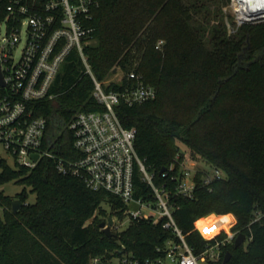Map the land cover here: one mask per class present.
<instances>
[{"label":"trees","instance_id":"16d2710c","mask_svg":"<svg viewBox=\"0 0 264 264\" xmlns=\"http://www.w3.org/2000/svg\"><path fill=\"white\" fill-rule=\"evenodd\" d=\"M98 1L88 22L93 37L85 46L93 73L104 81L122 72L107 89L122 91L142 81L157 90L153 99L115 107L122 124L136 128V151L155 181L174 188L178 180L170 177L178 173L176 156L184 151L223 171L212 189L198 173L192 199L172 196L173 216L186 240L200 253L215 242L204 237L236 221L233 230L244 233L245 241L237 247L235 240L227 243L221 258L207 264H264V20L244 22L230 33L223 14L230 0H221L215 12L204 0ZM248 44L250 61L242 65L239 55ZM131 72L139 78H130ZM92 89L73 50L56 78L55 98L37 110L49 119L58 154L78 155L67 123L79 111L102 109ZM0 166V184L23 185L15 196L0 191V264H91L94 257L111 264L122 253L144 261L163 256L167 240L177 239L164 219H130L124 230L108 235L101 222L123 218L126 203L61 173L51 157L32 168L4 159ZM135 189L136 197L153 199L139 173ZM29 193L35 201H28ZM15 199L22 201L17 211ZM224 236L223 231L218 238ZM227 251L231 257L224 263Z\"/></svg>","mask_w":264,"mask_h":264},{"label":"built area","instance_id":"2783aa9c","mask_svg":"<svg viewBox=\"0 0 264 264\" xmlns=\"http://www.w3.org/2000/svg\"><path fill=\"white\" fill-rule=\"evenodd\" d=\"M98 6V0H0V142L16 165L32 168L42 157H51L61 173L79 177L93 190L118 196L127 207L136 203V208L125 210L130 219L143 218L155 223L164 219L163 226L172 229L177 237L167 240L161 257L141 261L130 253H122L111 264H207L218 260L223 246L239 234L233 230L236 221L211 238L202 235L215 242L196 253L174 219L176 205L171 198L192 199L198 173L201 183L212 189L213 182L224 178L223 171L214 166H197V161L184 151L176 156L178 173L170 177L171 182L178 180L174 188L170 189L166 182L155 181L154 174L136 151V128L125 127L115 107L120 101L133 105L153 99L157 90L140 81L115 91L107 89L110 81H101L95 76L85 46L93 37L94 28L88 22ZM237 15L239 23H244L238 11ZM73 50L79 53L86 73L92 78V96L103 107L79 111L67 123L78 155L65 157L53 151L55 139L49 133V119L38 115L37 110L45 99L55 98L56 78ZM129 76L139 78L135 72ZM174 167L173 164L170 171ZM136 173L151 189L153 199L136 197ZM144 207L153 213H143ZM196 229L201 233L197 225ZM223 231L225 236L218 238ZM101 263V257L91 260V264Z\"/></svg>","mask_w":264,"mask_h":264},{"label":"rangeland","instance_id":"374dc122","mask_svg":"<svg viewBox=\"0 0 264 264\" xmlns=\"http://www.w3.org/2000/svg\"><path fill=\"white\" fill-rule=\"evenodd\" d=\"M204 1L212 9L213 12H215L217 5L221 3V0H204ZM237 11H238L241 19H244L243 15L238 10L237 5H235V0H230L228 3L223 5L224 18L226 20V23L228 25L230 33H233L235 31V28H234L235 26L242 24V23H239ZM261 20H264V17L252 19L251 21H247V22H258ZM241 54H244L245 56H243L241 58L240 63L242 65H245L246 63H248L250 61L249 56H248L249 46L247 48V51L242 52ZM121 78H122V72H119V73L113 75L109 80H105V81L108 82L110 80H113V81L118 82V81H120ZM0 159H4L11 166L16 165L14 162V158L4 148V145L1 142H0ZM197 166L209 168V166L207 164L202 163L200 161H197ZM0 171H1V166H0ZM22 188H23V185L19 182H16V181H8V182H5L3 184H0V191H3L6 195H10V196H15L18 192H20L22 190ZM28 201L29 202L35 201V195L33 193H29ZM136 206H137L136 203L132 202V203L128 204L127 210L128 211L132 210V209L136 208ZM107 209L110 211L109 207H107ZM142 210H143V213H153L145 207ZM128 211L123 218H120L118 216H114V225H113L111 231H122L129 225L130 216L128 214ZM3 213H4L3 208H2V206H0V217H3ZM154 215H157V214L154 213ZM208 215H210V214H208ZM208 215H206V216H208ZM206 216H204V217H206Z\"/></svg>","mask_w":264,"mask_h":264},{"label":"water","instance_id":"95a60500","mask_svg":"<svg viewBox=\"0 0 264 264\" xmlns=\"http://www.w3.org/2000/svg\"><path fill=\"white\" fill-rule=\"evenodd\" d=\"M251 20H252V19H245V20H243V22L251 21ZM248 46H249V44L245 47V50H246V51H247ZM243 56H245V55H244V54H240V55H239V61L241 60V58H242ZM240 64H241V63H240ZM115 71H116V69H115ZM0 82H2V76H1V74H0ZM38 156H39L38 154H34V157H35V158H38ZM165 170H166V167H163V168L161 169V172H164ZM21 205H22V201L19 200V199H15V200H13V202H12V207H13V210H14V211H17V210L20 208ZM113 225H114V218H113V217H109L108 221H103V222H101V224H100V226L104 229V231H105L108 235H113V234H114V233L111 231ZM245 239H246L245 234H244V233H239V234L237 235V237L235 238V242H234L235 246L237 247V246L241 245V244L245 241ZM230 257H231V252H230V251H227L226 254H225V257H224L223 262H224V263L228 262V260L230 259Z\"/></svg>","mask_w":264,"mask_h":264},{"label":"bare ground","instance_id":"6f19581e","mask_svg":"<svg viewBox=\"0 0 264 264\" xmlns=\"http://www.w3.org/2000/svg\"><path fill=\"white\" fill-rule=\"evenodd\" d=\"M256 3L257 0H235L244 20L264 17V5L256 7Z\"/></svg>","mask_w":264,"mask_h":264},{"label":"clouds","instance_id":"9594fccd","mask_svg":"<svg viewBox=\"0 0 264 264\" xmlns=\"http://www.w3.org/2000/svg\"><path fill=\"white\" fill-rule=\"evenodd\" d=\"M261 5H264V0H257L256 7H260Z\"/></svg>","mask_w":264,"mask_h":264},{"label":"snow or ice","instance_id":"6c2138e0","mask_svg":"<svg viewBox=\"0 0 264 264\" xmlns=\"http://www.w3.org/2000/svg\"><path fill=\"white\" fill-rule=\"evenodd\" d=\"M207 231V230H206Z\"/></svg>","mask_w":264,"mask_h":264}]
</instances>
